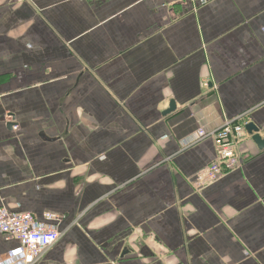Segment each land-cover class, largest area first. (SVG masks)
<instances>
[{
	"label": "crops",
	"instance_id": "0c3cea01",
	"mask_svg": "<svg viewBox=\"0 0 264 264\" xmlns=\"http://www.w3.org/2000/svg\"><path fill=\"white\" fill-rule=\"evenodd\" d=\"M227 122L264 129V0H0V207L60 234L33 264H264V149L195 188Z\"/></svg>",
	"mask_w": 264,
	"mask_h": 264
},
{
	"label": "built area",
	"instance_id": "2783aa9c",
	"mask_svg": "<svg viewBox=\"0 0 264 264\" xmlns=\"http://www.w3.org/2000/svg\"><path fill=\"white\" fill-rule=\"evenodd\" d=\"M207 0H204L206 2ZM244 123L228 122L216 130H197V138H211L216 159L195 178L196 189L215 183L221 176L239 169L242 165L239 146L246 137ZM18 126L12 127L16 132ZM44 222H37L30 212H11L0 207V235L7 241H15L18 247L12 250L0 264H33L44 250L53 246L60 234L52 225L54 216L46 214Z\"/></svg>",
	"mask_w": 264,
	"mask_h": 264
},
{
	"label": "water",
	"instance_id": "95a60500",
	"mask_svg": "<svg viewBox=\"0 0 264 264\" xmlns=\"http://www.w3.org/2000/svg\"><path fill=\"white\" fill-rule=\"evenodd\" d=\"M174 111H175V104L173 101H171L169 103L168 109L163 112V115L165 116ZM244 130L247 135L251 136L252 140L255 142V144L260 150L264 149V129L250 122L245 124ZM261 135L263 136V138Z\"/></svg>",
	"mask_w": 264,
	"mask_h": 264
}]
</instances>
